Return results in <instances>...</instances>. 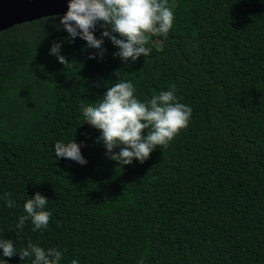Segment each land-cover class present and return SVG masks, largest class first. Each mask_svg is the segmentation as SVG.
Returning <instances> with one entry per match:
<instances>
[{"label":"trees","instance_id":"1","mask_svg":"<svg viewBox=\"0 0 264 264\" xmlns=\"http://www.w3.org/2000/svg\"><path fill=\"white\" fill-rule=\"evenodd\" d=\"M168 7V38L150 37V54L127 65L109 40L102 61L88 59L95 50L55 16L0 32V197L15 202L0 199V238L17 249L0 252L6 264H31L18 254L29 242L61 250L60 264H264V0ZM119 81L141 102L174 85L192 109L166 148L122 169L81 112ZM72 139L84 166L55 157V143ZM37 192L47 228L17 229Z\"/></svg>","mask_w":264,"mask_h":264},{"label":"clouds","instance_id":"2","mask_svg":"<svg viewBox=\"0 0 264 264\" xmlns=\"http://www.w3.org/2000/svg\"><path fill=\"white\" fill-rule=\"evenodd\" d=\"M54 19L59 20L57 30L62 26L70 41L79 38L85 41L87 49L95 50L88 59L102 61L106 54L104 42L109 40L118 49L113 57L127 65L150 54L151 49L146 47L150 37L168 38L174 15L168 0H68L67 11ZM98 26L99 39L95 36ZM49 54L61 65L69 63L61 55L60 43H53ZM106 88L95 104H81V112L84 124L100 132L97 142L102 143L106 158L117 162L121 169L133 161L143 164L157 147L166 148L189 124L192 109L179 102L174 85L144 102L135 97L131 82L119 81ZM54 153L57 159L71 160L80 166L87 164L80 145L73 139L56 142ZM9 196L10 193H5L0 199H4L6 207H15ZM48 203L39 192L27 199L16 228L22 229L30 221L33 232L46 229L52 215L46 210ZM0 252L3 257L11 258L17 249L11 240L0 238ZM18 254L20 260L30 259L31 264H60L63 256L57 248L45 250L31 242ZM0 264L6 261L0 259ZM71 264L80 262L73 259ZM138 264H143V258Z\"/></svg>","mask_w":264,"mask_h":264},{"label":"water","instance_id":"3","mask_svg":"<svg viewBox=\"0 0 264 264\" xmlns=\"http://www.w3.org/2000/svg\"><path fill=\"white\" fill-rule=\"evenodd\" d=\"M68 0H0V32L15 25L63 15Z\"/></svg>","mask_w":264,"mask_h":264}]
</instances>
